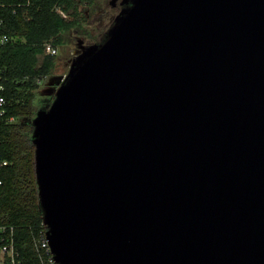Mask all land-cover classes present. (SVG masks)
Returning <instances> with one entry per match:
<instances>
[{
	"label": "water",
	"instance_id": "1",
	"mask_svg": "<svg viewBox=\"0 0 264 264\" xmlns=\"http://www.w3.org/2000/svg\"><path fill=\"white\" fill-rule=\"evenodd\" d=\"M32 124L58 264H264V0H132Z\"/></svg>",
	"mask_w": 264,
	"mask_h": 264
},
{
	"label": "trees",
	"instance_id": "2",
	"mask_svg": "<svg viewBox=\"0 0 264 264\" xmlns=\"http://www.w3.org/2000/svg\"><path fill=\"white\" fill-rule=\"evenodd\" d=\"M85 1L90 0H28L15 13L11 12V6L0 9L1 31L9 38L0 46V66L9 76L5 116L14 117L13 121L0 122L1 146L10 161L0 170V222L15 226L16 245L30 264H35L30 236L40 227L42 216L33 163L31 117L41 105L36 100L40 83L35 76L53 71L55 57L43 52V42L58 45L62 42L61 31L79 28V5ZM55 7L66 16H61Z\"/></svg>",
	"mask_w": 264,
	"mask_h": 264
},
{
	"label": "rangeland",
	"instance_id": "3",
	"mask_svg": "<svg viewBox=\"0 0 264 264\" xmlns=\"http://www.w3.org/2000/svg\"><path fill=\"white\" fill-rule=\"evenodd\" d=\"M131 2L132 0H90L80 3L81 26L60 32L62 42L57 45L58 51L54 55L55 68L38 85L36 100L40 102V108L50 106L56 93L55 81L66 73L75 56H85L93 48L92 44L102 42ZM33 117L34 115L31 121Z\"/></svg>",
	"mask_w": 264,
	"mask_h": 264
},
{
	"label": "built area",
	"instance_id": "4",
	"mask_svg": "<svg viewBox=\"0 0 264 264\" xmlns=\"http://www.w3.org/2000/svg\"><path fill=\"white\" fill-rule=\"evenodd\" d=\"M27 2L28 0L26 2L5 3L0 0V9L5 5L11 6V12L15 13L17 11V7L23 6ZM55 10L60 13L61 16H66V14L58 7H55ZM2 22L3 17L0 15V46L9 40V38L1 31ZM57 51V45L50 41L43 42L44 53L54 56L57 54ZM65 75L66 73L60 75L57 79L60 81L64 79ZM44 76L46 75L35 76V80L40 83ZM8 80L9 76L5 74L4 68L0 66V122L3 120L8 122L14 120L13 115L5 116L7 111V99L5 92L7 89L6 83ZM1 144L2 139L0 137V170L10 163L9 159L4 155ZM0 184H2L1 176ZM46 229V224L41 216L40 227L30 236V246L33 250L35 264H58L51 250ZM0 264H30L28 258L16 245L15 226L13 224L3 222H0Z\"/></svg>",
	"mask_w": 264,
	"mask_h": 264
}]
</instances>
